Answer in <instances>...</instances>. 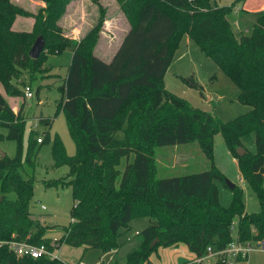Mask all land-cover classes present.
<instances>
[{
  "label": "trees",
  "instance_id": "trees-1",
  "mask_svg": "<svg viewBox=\"0 0 264 264\" xmlns=\"http://www.w3.org/2000/svg\"><path fill=\"white\" fill-rule=\"evenodd\" d=\"M40 1L43 7L33 15L31 34L40 35L44 45L32 59L26 49L28 33L11 28L15 16L25 12L11 0H0V84L13 94L10 79L35 65L45 55L44 48L51 54L71 48L59 86L63 95L59 105L75 153L66 155L57 137L51 144L53 166H67L64 180L57 183L70 188L72 199L69 222L61 227L57 246L116 252L120 231L141 218L147 224L139 232V246L127 252L124 264H150L147 256L154 248L181 243L195 259L204 257L207 247L220 250L234 239L235 220L240 243L264 240V9L240 8L235 15L236 2L245 0L225 5H212L210 0H116L130 27L105 62L91 53L100 18L80 40L64 38L57 21L71 0ZM236 25L247 30L237 31ZM185 34L234 82L238 102L248 106L246 112L222 121L165 89V72ZM180 79L204 95L193 76ZM22 107L13 113L0 93V127L5 129L0 140L15 141V154L0 157V264H67L58 258L16 256L5 244L17 240L52 249L46 236L51 226L29 211L33 179L22 174V166L33 165L43 138L36 142L31 130L22 158ZM39 123L50 121L40 118ZM217 133L256 193L258 212L245 210L242 189L235 185L230 204H220L215 180H223V175L212 159ZM251 136L254 153L245 146ZM192 142L204 153L207 169L154 176V147ZM237 147L245 149L243 156L237 154ZM121 158H126L122 171L117 167Z\"/></svg>",
  "mask_w": 264,
  "mask_h": 264
},
{
  "label": "rangeland",
  "instance_id": "rangeland-1",
  "mask_svg": "<svg viewBox=\"0 0 264 264\" xmlns=\"http://www.w3.org/2000/svg\"><path fill=\"white\" fill-rule=\"evenodd\" d=\"M233 0H210L212 5L230 4ZM19 6L25 14L16 15L11 28L19 32L28 33L27 50H29L37 34H31L33 15L43 7L40 0H11ZM263 0H248L247 6L258 7ZM241 3L236 2L234 14L238 13ZM174 15H179L172 12ZM98 25L97 39L91 48V53L102 59L109 60L110 55L116 50L125 31L130 27L127 15L116 0H71L65 7L63 15L58 19L57 25L64 38L72 39L75 36L80 40L96 23ZM237 31L245 32L246 26H237ZM188 40V41H187ZM48 43V42H47ZM45 55L28 70L19 71L15 79L9 83L15 90L13 94L4 90L0 84V93L15 113L22 105V158L27 145V135L32 130L35 137L43 138L38 144V150L32 166L23 163L22 174L32 175V196L29 201V211L33 218L50 225L46 236L50 242H55L62 233L61 227L69 222V210L72 205L70 188L60 186L57 182L64 180L67 166H53L51 157V144L57 137L66 155L75 153V146L66 124V117L62 111L61 101L63 95L59 86L66 73L71 56V48L66 47L60 53H50L48 47L43 49ZM33 68V69H32ZM180 76H193L194 80L203 87V96L199 90L187 86L181 81ZM163 85L169 92L185 99L193 107L215 114L222 121H228L247 111V107L237 100L238 88L234 82L221 71L216 63L199 48L198 44L183 35L179 46L174 52L170 66L164 75ZM28 86L32 96L25 98L23 88ZM59 105V106H58ZM40 118L49 119V125L39 123ZM34 125V126H33ZM5 129L0 127V134ZM121 137V132L115 133ZM247 149L254 153V137L245 141ZM0 151L7 157L15 154V141L0 140ZM154 176L166 177L181 175L188 172L207 169L208 161L196 142L154 147L151 153ZM132 154L128 156L131 161ZM212 159L215 167L223 175V180H215L218 188V198L221 205L227 206L232 199V191L226 181L242 189V200L248 213L259 211V200L247 180L241 174L237 159L227 148L220 133L213 137ZM126 158H121L117 166L123 170ZM44 182L54 185H45ZM264 191V175L261 181ZM42 206V208H41ZM147 219L141 218L129 223L125 230L120 231L119 249L102 252L94 248L83 246L71 247L58 243L54 251L58 259L67 264H117L126 262L127 251L136 248L140 234L146 226ZM137 232V234H135ZM236 234V220L233 223L232 237ZM49 242V243H50ZM140 243V242H139ZM139 246V244H138ZM195 259L192 252L185 244L177 246L154 248L147 256L150 264H189ZM233 264H264V250L257 244H252L248 255L241 260L232 259ZM198 264V263H197ZM201 264H216L215 258L205 256Z\"/></svg>",
  "mask_w": 264,
  "mask_h": 264
},
{
  "label": "built area",
  "instance_id": "built-area-1",
  "mask_svg": "<svg viewBox=\"0 0 264 264\" xmlns=\"http://www.w3.org/2000/svg\"><path fill=\"white\" fill-rule=\"evenodd\" d=\"M22 92L25 98H29L32 96V92L28 86L24 87ZM40 141H41V137H37L36 142H40ZM136 233L137 232H135V234ZM253 243L257 244L264 250V240L242 244L236 239L235 236V238L223 249L213 250L211 247H207L206 256L214 257L216 264H233L231 262L233 258L234 259H237L238 257L245 258L247 256L248 252L251 250V246ZM5 244L7 245V248L16 256H27L31 258L47 257L49 259L57 258V256L54 253V251L57 248V244L55 242L49 243V245L52 246V249H49L45 244L42 243L32 244L17 240H9L6 241ZM204 257L194 259L192 263L201 264Z\"/></svg>",
  "mask_w": 264,
  "mask_h": 264
},
{
  "label": "water",
  "instance_id": "water-1",
  "mask_svg": "<svg viewBox=\"0 0 264 264\" xmlns=\"http://www.w3.org/2000/svg\"><path fill=\"white\" fill-rule=\"evenodd\" d=\"M44 42L43 39L40 35H38L32 45L30 46L27 55L32 58L35 59L38 57L39 53L41 52L42 48H43ZM236 152L239 156H243L245 154V149L243 147H237ZM4 156V153L0 151V157ZM228 187L230 189H232L234 187V184L229 182L228 180L226 181ZM157 239H154L150 242L149 246L153 245L154 242H156Z\"/></svg>",
  "mask_w": 264,
  "mask_h": 264
},
{
  "label": "crops",
  "instance_id": "crops-1",
  "mask_svg": "<svg viewBox=\"0 0 264 264\" xmlns=\"http://www.w3.org/2000/svg\"><path fill=\"white\" fill-rule=\"evenodd\" d=\"M247 2H248V0H245V2L244 3H241V6L240 7H238V8H245L246 10H248V11H257V10H261V9H264V0H263V3L261 4V5H259L258 7H251V8H249L248 6H247ZM128 29H129V27H128ZM127 29V30H128ZM126 30V31H127ZM126 31H125V33H126ZM124 33V34H125ZM123 34V35H124ZM123 35H122V37H123ZM72 37V39H76L75 38V36H71ZM122 37H121V39H122ZM186 37H187V39L189 38L188 37V35H186ZM121 39H120V41H121ZM120 41H119V43H120ZM188 41V40H187ZM119 45V44H118ZM114 53V52H113ZM113 53L110 55V57H109V60L111 59V57H112V55H113ZM95 56H97V55H95ZM99 59H101L102 61H105V62H107V61H109V60H106V59H102V58H100L99 56H97ZM170 66V65H169ZM166 73V72H165ZM65 75V74H64ZM63 78V77H62ZM247 107V110H248V106H246ZM130 251V250H129ZM128 252V251H127ZM193 254V253H192ZM248 255V254H247ZM193 256H194V254H193Z\"/></svg>",
  "mask_w": 264,
  "mask_h": 264
}]
</instances>
